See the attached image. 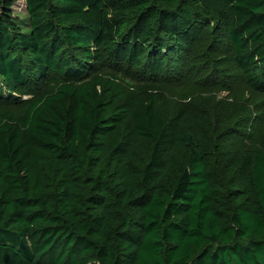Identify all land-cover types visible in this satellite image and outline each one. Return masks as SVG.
Returning a JSON list of instances; mask_svg holds the SVG:
<instances>
[{"label":"trees","instance_id":"1","mask_svg":"<svg viewBox=\"0 0 264 264\" xmlns=\"http://www.w3.org/2000/svg\"><path fill=\"white\" fill-rule=\"evenodd\" d=\"M24 2L25 27L0 0V264H264V125L93 74L189 54L264 90V0Z\"/></svg>","mask_w":264,"mask_h":264},{"label":"rangeland","instance_id":"2","mask_svg":"<svg viewBox=\"0 0 264 264\" xmlns=\"http://www.w3.org/2000/svg\"><path fill=\"white\" fill-rule=\"evenodd\" d=\"M13 7V15L26 26L23 21L27 20L28 14L24 0H15ZM222 42V41H221ZM196 58H192L186 54L181 61L172 63L177 69L176 73H161L158 75L149 74L140 68L127 65L116 64L104 60L98 64L93 74L103 76L105 78L117 80L127 86H139L143 84H154L162 90H168L170 98L176 95L175 89L182 90L183 87L192 86L197 93V100L206 107L209 112L216 118L224 107L228 108V113L232 110L245 105L244 112H248L252 116V128L248 127L247 133L254 135L258 133L261 124L264 125V90H259L251 86L246 76L236 64L229 59L230 67H218L216 64L206 65L199 68L192 67L196 64ZM49 80H43L41 83L27 87L25 91L30 93H18V99L26 100L41 95L48 89ZM4 87V86H2ZM10 97V92L0 88V98ZM176 100V99H173ZM19 101V100H18ZM2 105L10 104L6 101H0ZM18 103V102H17Z\"/></svg>","mask_w":264,"mask_h":264}]
</instances>
